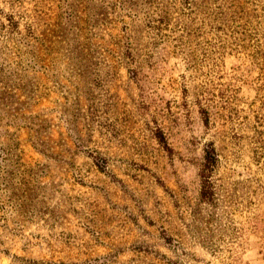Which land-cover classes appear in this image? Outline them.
<instances>
[{
  "label": "rangeland",
  "instance_id": "obj_1",
  "mask_svg": "<svg viewBox=\"0 0 264 264\" xmlns=\"http://www.w3.org/2000/svg\"><path fill=\"white\" fill-rule=\"evenodd\" d=\"M0 264H264V0H0Z\"/></svg>",
  "mask_w": 264,
  "mask_h": 264
},
{
  "label": "trees",
  "instance_id": "obj_2",
  "mask_svg": "<svg viewBox=\"0 0 264 264\" xmlns=\"http://www.w3.org/2000/svg\"><path fill=\"white\" fill-rule=\"evenodd\" d=\"M258 53H261V51H259ZM260 55H263V54H260Z\"/></svg>",
  "mask_w": 264,
  "mask_h": 264
}]
</instances>
